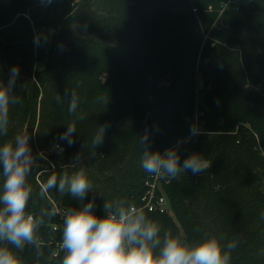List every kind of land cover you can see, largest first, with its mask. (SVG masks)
Returning a JSON list of instances; mask_svg holds the SVG:
<instances>
[{
	"label": "trees",
	"instance_id": "obj_1",
	"mask_svg": "<svg viewBox=\"0 0 264 264\" xmlns=\"http://www.w3.org/2000/svg\"><path fill=\"white\" fill-rule=\"evenodd\" d=\"M0 0V79L20 68L7 133L28 132L34 163L26 210L80 201L50 175L85 167L95 211L104 202L140 198L153 175L141 167L147 135L163 151L177 140L181 161L192 151L210 164L174 178L157 176L172 214L145 210L164 231L189 241L205 233L238 238L230 264H264V0ZM34 34L46 38L39 46ZM79 97L75 143L55 148ZM61 97L57 103L56 97ZM197 123L199 133L190 136ZM102 143L92 146L99 125ZM79 154L80 159L76 160ZM53 225H57L54 229ZM63 220L46 217L33 244L16 249L21 264H61ZM56 252V254H52Z\"/></svg>",
	"mask_w": 264,
	"mask_h": 264
},
{
	"label": "clouds",
	"instance_id": "obj_2",
	"mask_svg": "<svg viewBox=\"0 0 264 264\" xmlns=\"http://www.w3.org/2000/svg\"><path fill=\"white\" fill-rule=\"evenodd\" d=\"M42 39L46 40L40 34H34L33 43L39 46ZM19 72V65L13 64L7 81L0 79V135L7 133L10 106L22 102L14 93ZM56 100L59 103L61 97L58 95ZM78 104L79 97L72 91L68 112L74 119L65 125L58 141H54L60 151H63V145L59 141L68 145L75 143L76 121L84 119L83 113L78 112ZM106 127L99 125L92 146L102 143ZM199 131L197 123L190 125V136ZM147 141V135L139 137V143L144 145L141 167L149 173L174 178L188 170L201 173L210 164L195 150L181 161V140L163 151L151 149ZM260 152L264 154V145L260 146ZM79 159L78 154L76 160ZM33 163L28 132L17 133L13 139L0 143V241H7L16 249L33 244L39 250L36 230L46 217L58 211L55 207L42 209L39 214L26 210L32 191L27 177ZM50 188L67 192L80 201L79 206L63 211L61 247L64 256L61 264H230L231 251L239 243L238 238L222 243L223 236L214 233H205L192 242L183 234L169 231H164L161 236V225L148 217L143 207L123 199L105 201L104 214L99 215L95 211L94 198L84 200L91 190V181L83 166L70 174L50 175L42 183L41 193H47ZM260 216L264 218V211ZM0 264H21V260L13 248L0 244Z\"/></svg>",
	"mask_w": 264,
	"mask_h": 264
},
{
	"label": "built area",
	"instance_id": "obj_3",
	"mask_svg": "<svg viewBox=\"0 0 264 264\" xmlns=\"http://www.w3.org/2000/svg\"><path fill=\"white\" fill-rule=\"evenodd\" d=\"M243 1L244 0H226L223 3V7H228V5L231 3L239 4ZM157 176L158 175H155L151 180L149 179L145 181L147 188L140 198L141 204L139 206L148 211H158L161 213L172 214V210L170 208L168 200L166 199L162 191V188L160 187ZM55 208L58 209L57 214L59 216V219L63 220V211L65 210V208L61 205H55ZM56 227L57 225H53L54 229ZM54 254H56V252H54L53 255Z\"/></svg>",
	"mask_w": 264,
	"mask_h": 264
},
{
	"label": "rangeland",
	"instance_id": "obj_4",
	"mask_svg": "<svg viewBox=\"0 0 264 264\" xmlns=\"http://www.w3.org/2000/svg\"><path fill=\"white\" fill-rule=\"evenodd\" d=\"M240 4V3H239ZM239 4H234V3H231L228 5V7H235V6H238ZM242 4V3H241ZM56 148V147H55ZM155 176V174L153 175V177ZM161 187V186H160ZM54 253V252H53ZM52 253V254H53Z\"/></svg>",
	"mask_w": 264,
	"mask_h": 264
}]
</instances>
